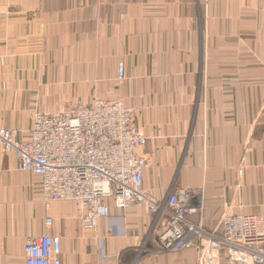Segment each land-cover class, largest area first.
I'll return each mask as SVG.
<instances>
[{"label":"crops","instance_id":"obj_1","mask_svg":"<svg viewBox=\"0 0 264 264\" xmlns=\"http://www.w3.org/2000/svg\"><path fill=\"white\" fill-rule=\"evenodd\" d=\"M95 99L137 111L146 194L190 192L208 232L224 213L264 228V0H0V127L25 139L35 113ZM108 206L84 227L81 206L46 201L0 150V264H24L26 239L45 234L62 264H197L155 251L165 217Z\"/></svg>","mask_w":264,"mask_h":264},{"label":"built area","instance_id":"obj_2","mask_svg":"<svg viewBox=\"0 0 264 264\" xmlns=\"http://www.w3.org/2000/svg\"><path fill=\"white\" fill-rule=\"evenodd\" d=\"M117 78H124L118 66ZM136 110L120 101L95 99L53 114L35 113L27 137L0 127V150L13 155L16 168L40 178L46 201L75 202L84 209L81 224L97 230L109 206L121 211L145 208L165 217L157 253L193 250L197 264H264L263 221L255 215L224 213L219 231H206L190 217L199 206L190 192L172 191L159 201L142 189L148 162L137 150L145 138L135 126ZM51 220L45 225L51 227ZM60 237L45 234L26 239L24 264H62Z\"/></svg>","mask_w":264,"mask_h":264}]
</instances>
